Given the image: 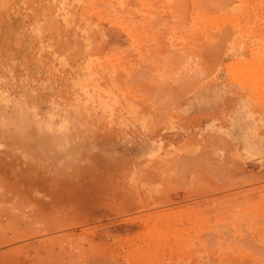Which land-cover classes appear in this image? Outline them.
<instances>
[{"label": "rangeland", "instance_id": "obj_1", "mask_svg": "<svg viewBox=\"0 0 264 264\" xmlns=\"http://www.w3.org/2000/svg\"><path fill=\"white\" fill-rule=\"evenodd\" d=\"M232 3L241 55L264 57V0H0V264H264V145L244 163L204 130L158 128L173 98L150 95L182 75L161 31L204 51ZM133 10L166 16L145 33ZM241 85L264 92V70ZM195 199L212 239H158L175 228L152 207Z\"/></svg>", "mask_w": 264, "mask_h": 264}, {"label": "crops", "instance_id": "obj_2", "mask_svg": "<svg viewBox=\"0 0 264 264\" xmlns=\"http://www.w3.org/2000/svg\"><path fill=\"white\" fill-rule=\"evenodd\" d=\"M159 10L132 11L135 27L150 32L155 19L166 16ZM224 23L217 20L210 26L211 38L204 51L199 49L193 36L183 40L177 31H161L157 46V58L170 72L180 73V80L174 85L152 89V96L173 98L158 114V128L180 130H204L199 138L214 135L217 144L233 147L244 163L255 160L256 156L245 154L244 146L264 145V117L258 97L264 92L241 85V70H264V57L242 56L241 7L232 3L225 11ZM216 17V16H215ZM165 24L163 23V27ZM101 22H95L94 32L101 33ZM148 30V31H147ZM164 30V29H163ZM219 41V42H218ZM147 48H152L151 45ZM163 59V60H162ZM180 66V67H179ZM165 79V77H164ZM181 82V83H180ZM180 85L178 86V84ZM165 99L164 102H166ZM145 121V120H143ZM215 143V142H214ZM242 155V157H241ZM186 186H180L179 189ZM180 192L182 190H174ZM160 206L152 207L159 224L173 223L174 236L158 239L191 241L212 239L213 213L210 201L173 200L159 201ZM162 204V205H161ZM150 209V208H149ZM205 210V212H203ZM148 215H150L148 213ZM199 215L201 222L198 223ZM206 229L198 231V225ZM203 236H199V235Z\"/></svg>", "mask_w": 264, "mask_h": 264}, {"label": "bare ground", "instance_id": "obj_3", "mask_svg": "<svg viewBox=\"0 0 264 264\" xmlns=\"http://www.w3.org/2000/svg\"><path fill=\"white\" fill-rule=\"evenodd\" d=\"M31 217V216H30ZM8 223V222H7Z\"/></svg>", "mask_w": 264, "mask_h": 264}]
</instances>
